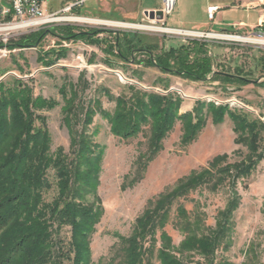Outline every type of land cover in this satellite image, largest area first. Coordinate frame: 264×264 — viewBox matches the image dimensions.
Masks as SVG:
<instances>
[{
	"label": "rangeland",
	"instance_id": "obj_1",
	"mask_svg": "<svg viewBox=\"0 0 264 264\" xmlns=\"http://www.w3.org/2000/svg\"><path fill=\"white\" fill-rule=\"evenodd\" d=\"M75 1L44 0L45 12L60 13L61 18L45 26L34 29L0 26L2 44L16 42L23 36L42 30H51L56 36H61L63 28L67 27L75 33H90L92 30L101 32L94 38L98 45H93L88 38L63 41L60 37L47 34L37 47L10 50L9 55L0 61V86L7 88L8 85L9 88L13 80L18 79L26 86L27 96L56 102V106L49 110H36L26 105L27 110L21 115L23 117H19L9 103L6 102L4 108L0 103V122L5 123L9 130L7 142L0 145V188H7L2 191L0 201L5 202L7 195L13 196L14 189L9 185L21 182L28 187L27 177L23 175L26 174L27 164L15 166L16 156L21 154V149L14 148L13 144L24 132L31 133L28 131L30 127H40L46 131L50 139L48 154L55 155L58 150H62L70 156L67 125L70 115L66 117L64 112L66 105L62 92L66 90L67 98H70L71 93L77 95V98L72 99V104L75 103L77 108L72 120L74 130L83 132L89 138L94 154L101 152L96 189L84 194L82 202L92 205L99 212L98 221L88 239V264H122L121 239L131 235L136 219L151 204L153 207L160 196L173 191L192 174L206 169L214 158L226 156V163L233 164L243 162L249 154L248 144L236 143L231 116L244 112L250 116V120L264 122V86H259V83H264V69L258 64L259 57L264 56V44L256 42L264 40V36L258 38L252 32H231L227 34L240 39L225 40L213 38V35L222 33L208 32L202 37L167 31L169 28L190 29L189 25H181L179 21L184 18L200 19L202 13L198 6L204 0H177L174 11L165 21L149 20L144 16V11L149 10H145L142 5L158 7L157 0H141L142 5L140 0H85L80 8L61 12L63 7ZM188 1H193L195 6L190 7ZM71 18H85L89 22L80 23L69 20ZM112 22L120 25L113 26ZM260 31L264 32V28ZM134 32L139 34L145 44L163 50L171 46H189L191 40L204 42L214 65L213 70L222 69L235 74L241 69L243 75L251 74L250 79L256 80V84L239 86L209 82L211 76L205 82H194L163 74L152 66L122 63L114 58V53L108 56V46L114 43L117 34ZM51 51L52 55L44 56ZM56 52L63 53L61 59L50 67H43L39 60H54ZM134 56L135 63L146 60L142 55L135 53ZM129 85L161 96L176 94L178 98L174 100L177 101L178 116L191 112L197 101L227 105L229 113L224 114L222 121L217 123L207 110H203L204 115L200 116L203 125L190 140L183 139V123L177 119L155 147L151 122L142 125L134 137L125 139L112 133L107 115H113L116 99L127 93ZM1 94L0 102L3 96L7 100V96L2 94L1 97ZM87 108L95 113L91 123L85 126L83 121ZM104 113L107 114L106 118ZM13 120L25 121L14 123ZM28 120H31V124ZM260 148L264 151V140L260 142ZM44 179L50 188L43 191L42 198L45 204H50L57 195L54 171L47 169ZM231 191L226 184L216 191L205 185L176 198L167 225L156 232L155 251L148 254L145 264H159L156 250L160 246L162 231L170 237L175 247L183 240L182 233L174 226L178 206H183L193 221L198 219L201 232L207 234L214 228L218 213L227 207ZM233 192L239 196V205L232 214L233 230L229 236V246L217 249L213 264H264V158L247 177L236 180ZM13 230V226H10L0 233V250L10 251V264H70L73 255L68 252V227L60 230L56 226L50 228L46 238L42 239L45 244L42 248L39 241L31 240L24 245L20 254L18 249H14L12 254L16 245ZM182 258L185 264L202 261L194 253Z\"/></svg>",
	"mask_w": 264,
	"mask_h": 264
},
{
	"label": "trees",
	"instance_id": "obj_2",
	"mask_svg": "<svg viewBox=\"0 0 264 264\" xmlns=\"http://www.w3.org/2000/svg\"><path fill=\"white\" fill-rule=\"evenodd\" d=\"M100 33L98 30H92L90 33L82 31L75 33L67 27L63 28L61 36H56L51 30H42L23 36L16 42H7L5 45L0 43V46L8 50L35 48L47 34L60 37L63 41L88 38L93 45H98L94 38ZM188 45L172 47L165 51L155 45L145 44L135 32L123 33L117 34L114 43L109 44L107 53L108 56L114 53V58L122 63L152 66L163 74L175 75L194 82H205L207 77L211 76L209 82L239 86L256 84V80L250 79L251 74L243 75L241 69L235 74L222 69L213 70L214 65L208 57L204 42L191 40ZM156 51L159 54H155ZM135 53L145 57V62L135 63ZM49 54L52 55L53 52H48L44 56ZM61 54L63 53L56 52L54 60L45 62L40 59L39 61L43 67H50L55 64V61L61 59ZM263 63L264 56L261 55L258 64L264 69ZM259 86H264V83H259ZM0 88V92L5 94L8 100L1 94L2 108L5 107L6 102L9 103L19 117H23L21 115L27 110L26 105L36 110H49L56 106L53 100L45 101L40 97L32 99L29 94L27 96L26 86L18 79L13 80L9 88L8 85L7 88L4 86ZM126 89L127 93L116 99L113 115L104 113V117L106 118L107 115L112 133L125 139L134 137L142 125L151 122L154 147L172 128L175 119L183 123V139L190 140L203 125V120L200 118L204 115L203 110H207L206 112L213 116L215 118L213 120L217 123L222 121L224 114L229 113L227 105L217 106L213 103L197 101L191 112L178 116L176 114L178 107L175 104L178 98L176 94L168 93L161 96L143 92L132 85L127 86ZM62 93L66 105L64 112L67 114L66 117L70 115L67 120L70 156L65 155L62 150H58L55 155L48 154L50 139L43 128L30 127L28 131L31 133L24 132L20 138H16L13 147L21 149V154L16 156L15 166L27 164L26 174L23 175L27 177L24 178L28 182V187L21 182L14 186L9 185L14 189L12 190L14 194H11L13 195L11 197L6 196V203L0 201V233L7 227L13 226L16 245L12 254L14 249H18L20 254L24 250V245L31 240L39 241L42 248L45 245L42 239L46 238L50 228L53 229L56 226V229L60 230L68 227L70 233L68 252L73 255V258L69 260L70 264H88L90 258L88 239L94 224L98 221L99 212L95 211L92 205H84L82 202L84 194L92 193L96 189V175L101 152L94 154L89 138L83 132L78 133L74 130L72 120L77 108L75 103L72 104V99L77 98V95L71 93L70 98H67L66 90ZM94 113L90 108L85 110L83 125L91 123ZM249 117L244 112L231 116L236 143L248 144L249 154L243 162L227 164L226 156L214 158L206 169L192 174L180 182L173 191L160 196L153 207L151 204V207L149 206L136 219L131 235L121 239L122 264H145L148 254L155 251L157 230L161 231L169 221L173 201L205 185L216 191L218 187L226 184L232 190L231 199L227 207L218 213L214 228L207 234H203L199 220L193 221L183 206H178L174 226L182 233L183 240L178 247H175L170 237L162 231L159 236L160 246L156 250L157 261L159 264H185L182 257L194 253L202 260L197 264H213L217 249L229 246V236L233 230L232 214L239 205V196L233 192L234 185L236 180L247 177L264 158V151L260 148V142L264 140V122L250 120ZM13 121L22 123L21 121L25 120ZM27 122L31 124V120ZM4 124L0 122V145L7 142L9 138L8 127ZM82 168L85 170L82 171ZM47 169H52L57 179V195L50 204H45L42 198L43 191L50 188L44 179ZM5 189H7L5 186L0 188V195H3L2 191ZM5 206L9 209L8 211ZM10 260V251L1 249L0 264H10Z\"/></svg>",
	"mask_w": 264,
	"mask_h": 264
},
{
	"label": "crops",
	"instance_id": "obj_3",
	"mask_svg": "<svg viewBox=\"0 0 264 264\" xmlns=\"http://www.w3.org/2000/svg\"><path fill=\"white\" fill-rule=\"evenodd\" d=\"M82 1L83 3L80 6H77L76 8L74 7L71 10H76L80 8L84 4L85 0ZM140 3L142 5L141 0ZM157 3L158 7H145L143 5L142 7L145 10L157 11L161 8L160 2L158 0ZM191 3L192 5H190ZM72 4L73 3L63 7L61 9V12ZM188 5L190 7H193V5L195 6V4H193V1H188ZM198 7L200 8L202 17L200 19L195 20H187L185 18L181 19L179 21V24L190 26V29L183 31L196 32L199 34H206L208 32L250 33L254 31L258 32L260 31V29L264 28V0H204L200 2V5ZM211 7H216L219 9L213 21H210L207 17V9ZM55 13L57 12H53L52 14ZM169 16H167L166 18H168ZM166 18H164V21L166 20ZM169 48H172V46Z\"/></svg>",
	"mask_w": 264,
	"mask_h": 264
},
{
	"label": "built area",
	"instance_id": "obj_4",
	"mask_svg": "<svg viewBox=\"0 0 264 264\" xmlns=\"http://www.w3.org/2000/svg\"><path fill=\"white\" fill-rule=\"evenodd\" d=\"M160 2L161 8L160 11L163 14V20L167 16L171 15L174 11L177 0H158ZM83 3L82 0H76L72 5L65 8L62 12L71 11L72 8L80 6ZM219 11L216 7H211L207 9V17L210 21H213L216 13ZM60 13L47 14L44 10V1L43 0H0V26L10 25L12 29H34L35 27H42L52 22L58 21ZM167 31L172 33H178L183 35H200L196 32L183 31V30H174L168 29ZM252 35L255 37L264 36V32H252ZM202 36V37H203ZM213 38L217 39H240L229 35L227 33H222V35H213ZM249 40V39H248ZM261 40V39H260ZM1 41V40H0ZM4 45L6 42H3ZM10 50L6 47L0 46V61L6 58L9 55Z\"/></svg>",
	"mask_w": 264,
	"mask_h": 264
},
{
	"label": "water",
	"instance_id": "obj_5",
	"mask_svg": "<svg viewBox=\"0 0 264 264\" xmlns=\"http://www.w3.org/2000/svg\"><path fill=\"white\" fill-rule=\"evenodd\" d=\"M144 16L148 18L149 20H157L162 21L163 20V14L160 10L157 11H146L144 12Z\"/></svg>",
	"mask_w": 264,
	"mask_h": 264
},
{
	"label": "bare ground",
	"instance_id": "obj_6",
	"mask_svg": "<svg viewBox=\"0 0 264 264\" xmlns=\"http://www.w3.org/2000/svg\"><path fill=\"white\" fill-rule=\"evenodd\" d=\"M69 20H73V21L80 22V23L89 22V19L87 20V19H85V18H71V19H69ZM109 23H111V22H109ZM112 24H113V26H114V25H120V24H115V23H113V22H112ZM13 27H14V26H13ZM13 27H10V28H8V29H12ZM176 33H177V32H176ZM193 35H195V34H193ZM256 42H259V43H261V44H264V40H257Z\"/></svg>",
	"mask_w": 264,
	"mask_h": 264
}]
</instances>
